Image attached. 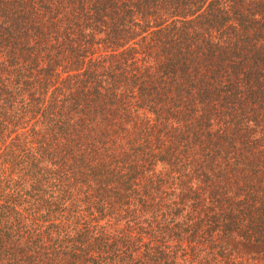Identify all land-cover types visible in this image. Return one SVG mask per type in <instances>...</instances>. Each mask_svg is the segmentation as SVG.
Here are the masks:
<instances>
[{
    "label": "trees",
    "instance_id": "16d2710c",
    "mask_svg": "<svg viewBox=\"0 0 264 264\" xmlns=\"http://www.w3.org/2000/svg\"><path fill=\"white\" fill-rule=\"evenodd\" d=\"M0 264H264V0H0Z\"/></svg>",
    "mask_w": 264,
    "mask_h": 264
}]
</instances>
